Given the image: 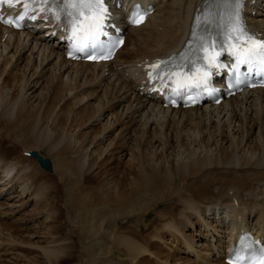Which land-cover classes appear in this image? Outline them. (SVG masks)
<instances>
[{
  "label": "rangeland",
  "instance_id": "374dc122",
  "mask_svg": "<svg viewBox=\"0 0 264 264\" xmlns=\"http://www.w3.org/2000/svg\"><path fill=\"white\" fill-rule=\"evenodd\" d=\"M133 46L131 48L129 46L128 51L121 55V60L131 56L130 51ZM26 55L27 53L24 56ZM66 69L76 74L70 66ZM98 69L99 67L94 65L82 68L83 72H80L81 76L77 81L80 87L78 86L77 90L80 91L87 86L91 90L74 95L75 98L82 96L80 100L72 98L74 90L68 94V88H66L67 90L63 89V92L60 90L61 93L56 95V90L49 93V88L43 86L40 92L42 96L40 95L38 100L41 102H36V108L40 106L38 108L40 111L37 112L40 116L31 117L32 119L25 123L21 121V126L19 125L17 132L14 133L10 130L17 121L14 116L12 120H9L6 115L3 116L2 107L5 106L7 96L11 95V89L18 88L21 84L15 83L13 88L9 86L4 89V100L0 107V162L4 161L3 158L1 159V154L7 152L5 154L10 155L9 158L12 155L13 157L19 156L20 160L26 162L27 165L29 163L27 170L34 173L27 179L25 171L23 172V177L28 180L24 179L25 183L32 188L33 192L24 207H11L3 197L0 200V229L2 230H0V242H2L0 244V264H161L156 259L163 260L165 264H178L179 262L191 264V258L184 257V254L180 255L183 253L180 248L184 246V241L175 242L178 236L177 231L187 232L184 228L188 223L185 217L187 210H183V200L191 199L202 205L212 202L211 197L214 196L217 202L220 191L223 190L229 195L233 191L229 188L231 185L246 184L245 182L241 184V180L235 177L237 173L233 171V166L232 169L231 166H225L231 156L226 148L222 149L220 154L212 145L210 147L212 158H206L209 147L203 143L202 137L209 138L208 133L210 132H206L205 125L203 128L199 127L197 120L183 130L175 128L170 138L164 139L161 144L154 139L152 133L146 134L136 142L139 147L136 144L135 148L132 147L133 161H127L119 154L125 133L134 129L135 125L129 119H119L120 124L115 126L117 128L115 133L117 131L120 133L118 136H114L116 134L113 130L107 133L109 141L114 144L109 151L102 154L103 145L108 140L104 144L100 143L98 135H104L108 130L104 125L109 116L106 109L110 101L109 108L113 106L110 112H118V106L108 95L109 80L101 79ZM98 103L105 107L104 115L99 110L101 108L97 107ZM120 108L121 106L119 111ZM36 111L37 109L34 112ZM100 114L105 118L96 119ZM117 120L115 118L112 121L117 123ZM40 121L41 125L38 126ZM33 125L36 128L35 131H38L37 134L34 132L38 137L44 129V132L48 136L50 134L53 140L58 135L60 137L61 132L65 130L66 133L73 134V138H77L81 146L88 147L94 144L90 148V158L84 164V168L78 165L80 164L79 155L71 158L75 152L64 151L60 154L77 163L80 177L69 170L61 173L59 158L55 157V151L50 153L51 140L44 145H35V147L53 158L54 171L42 168L37 160L23 154L24 150L26 151L30 145H33V138L37 137L29 131L24 133L27 129H32ZM53 126H57L58 130L53 129ZM49 128H52L50 130L53 133ZM39 129L42 130L39 131ZM69 134L66 136L68 137ZM244 148V146L240 147L238 157L240 167L238 169L249 163L250 157H261L259 152L261 149L251 147L252 151H244ZM80 151L76 155L83 153ZM258 168L255 165L249 169L252 172L249 175L251 183L262 177L264 169L259 168L258 170ZM152 173L158 174L160 180L154 186L159 192L158 196L151 191L144 192L146 176ZM141 174L145 176L142 180ZM118 191L135 195L137 191H143L142 196L144 195L145 203L138 211L123 216L112 213L115 192ZM36 193L41 196L35 205L36 195L34 194ZM69 194L77 200L78 205L85 207L88 213L84 212L82 215L79 206H70ZM197 225L200 226V224ZM40 234L42 237H38ZM32 235L34 237H31ZM178 238L179 236L176 239ZM19 241H24V244L18 245ZM129 244L142 247L143 251L138 256L134 255L135 258H133L134 256L127 251ZM43 246H50V250H56V256H49ZM204 262L206 264V260Z\"/></svg>",
  "mask_w": 264,
  "mask_h": 264
},
{
  "label": "bare ground",
  "instance_id": "6f19581e",
  "mask_svg": "<svg viewBox=\"0 0 264 264\" xmlns=\"http://www.w3.org/2000/svg\"><path fill=\"white\" fill-rule=\"evenodd\" d=\"M249 1L253 2V0ZM155 2L156 9L154 13L151 14L141 26L127 27L126 41L121 50H119L114 60L104 63L69 61L64 56L61 43L50 36H45L48 29L43 31L33 30L21 32L19 30L7 29L0 25V107L4 100V89L9 86L13 88L15 83L21 84V86H18L20 89L17 87L11 89L12 93L10 96H7L6 103L4 104L5 106L2 107V115H6L9 120H12V116L15 117L17 122L10 130V132L14 133L17 132V128L21 124V121L25 123L32 119L31 117L40 116L37 113L40 111L38 109L40 106L36 108V102H41L38 100L43 86L49 88V93L56 90V95L63 92L62 90L66 88H68V90L66 89L68 94H71V90H74L71 95L73 99L75 98L74 95L77 93H82V91L89 92L91 90L89 86L82 88L80 91L77 90L79 86L77 81L80 79V72H83L82 68L93 64L95 66H108L107 72L106 70H101V76L102 79L109 80L107 89L109 92L108 95L111 96V99L115 102L114 104H117V110L119 112H110V109L113 107L111 106L109 108L111 104L110 101L106 109V112H109V116L104 123L108 130L104 135H98L100 138L99 140H101L100 143L104 144V142L108 140V142L103 145L102 154L109 151L114 144L112 141H109L107 133L111 130L115 133L117 129L115 126L120 124L119 119H129L131 122L133 121L135 125L134 129L125 133L121 146L122 149L120 150L121 153L119 154V156L127 161H133L134 155L132 147L135 148L136 142L146 134L152 133L154 139L161 144L164 139L170 138L169 136L173 134L175 128L177 130H183L191 126L193 121L195 122L196 120V122L199 123V127L203 128V125H205L206 132H210H207L209 138L202 137L203 143L209 147L207 149L208 157L206 158H212L210 157L212 155L210 150L212 145L217 148L216 150L219 153H222L221 150L226 148L231 156L225 166H231V169L233 166V171L237 173L235 177L241 180V184L242 182L246 184L241 186L231 185L229 188L233 191L229 193V195L223 190L220 191L217 202L214 196L211 197L213 199L212 202L210 201L202 205L197 204L191 199H185L186 201L183 200V210H187V215L185 217H187L188 223L184 227L187 229V232L183 233L184 231H177L179 238L176 239L177 236L175 242L184 241V246L180 248L183 253L180 255L184 254V257L191 258V264H205L204 260H206V264H226L221 258L226 255L232 244L233 235L237 232V228L239 231L247 224H251L254 230L264 238V171L259 180H255L253 183L249 181V175L252 174L249 170L250 167L256 165L260 169H264V115L261 116L258 111L259 106L260 108L262 107L264 111V89L257 88L244 94L241 93L232 96L219 105H203L174 109L163 107L153 97H149L147 94L142 93V89L139 88L140 83L137 82L138 70L134 66H136L137 62L142 58L163 54L170 55L176 50L184 47L194 24L195 16L203 10L204 0H155ZM255 3L256 4L252 5V3L249 2L251 7L248 9L246 22L264 34V0H255ZM254 8H257L258 12L256 14L251 12ZM129 46L130 48L133 46L132 50L130 49L132 56L125 60H121L122 53L126 51ZM26 53L27 55L24 56ZM24 57L26 59H24ZM23 62L25 63L22 64ZM69 66L76 74L66 69ZM17 73L20 78L17 76ZM6 74L8 75L6 76ZM64 74H66V76ZM55 86L59 87L56 88ZM75 99L80 100L82 96ZM102 105L103 104L98 103L97 107L101 108L99 110L101 114L104 115L103 112L105 111V107ZM120 106L121 108L119 111ZM36 109L37 111L34 112ZM47 111H49V109ZM101 114L98 115L96 119L101 120L105 118ZM115 118L118 119L117 123L113 122ZM40 125L41 121L38 126ZM53 127V129L58 130L57 126ZM50 129L52 128H49V130ZM35 130L36 128H34L33 125L32 129H27L24 133L26 134L29 131L34 135L38 132ZM41 130L42 129H39V131ZM41 132H44V129ZM41 132L39 137L35 134L37 137L33 138V145H30L28 149L35 148V145H44L53 138L50 134L48 136L46 132ZM51 132L53 133V131ZM61 133L62 135L60 137L58 135L57 138L54 137V139L50 141V153L55 151V157L59 158L58 162L62 174L69 170L72 174H76L77 177H80L78 167L84 168V164H86V161L90 158V148L93 147L94 144L88 147L81 146V142L77 138H73L72 133V135H70L66 133L65 130ZM119 133L120 132L117 131L114 136H118ZM67 134L70 135V137L68 135L69 138L66 136ZM15 136L17 135L15 134ZM221 145L223 146L220 148ZM136 146L139 147V144H136ZM242 146L245 147L244 151H252L251 147L255 149L259 148L258 150L261 149L259 151L261 157H250L251 161L238 169V167H240V163L238 162L239 151ZM64 151H67V153L68 151L75 152V155L73 154L71 158L75 156L78 157L79 155V166L76 165L77 163H75L73 159L68 160L69 158L66 159L62 157L60 154ZM79 151L83 153L76 155ZM5 153L7 154V152ZM5 153L1 154V159L3 158L4 160L3 163L0 162V194H3L2 197L9 206L24 207L33 194L31 191L32 188L27 186L25 180H27L28 177L30 178L34 172L27 170L30 164L28 163L27 165L26 162L20 160L19 156L13 157L11 154L12 157L9 158L10 155H6ZM242 170H244V172H241ZM24 171L27 179L23 177ZM140 176H142L141 180L145 178L144 174ZM159 182L158 174L152 173L147 175L144 185L146 189L144 192L147 193L151 191L155 196H158L159 192H157L154 186ZM31 184H33V182ZM142 193L143 191H137L135 195L126 194L125 191L115 192L112 213L123 216L138 211L141 205L145 203ZM38 194L39 193L34 194V196L36 195L34 198L35 205L37 204L38 198L41 196V194L39 196ZM28 196L29 198H27ZM69 196L70 203H68L70 206H79L82 215L84 212L88 213L85 207L82 208V205L76 203L77 200H74L71 194H69ZM25 197L27 199L23 200ZM236 218H239V224H234L235 222H233V220ZM197 224H200V226L198 227ZM207 236L208 238L205 239ZM31 237L34 236L32 235ZM38 237H42L41 234ZM121 240L124 241V239ZM23 242L24 241H19L18 245L22 246L24 244ZM0 244H2V242H0ZM43 247L46 249L45 252L49 256H56V250H50V246ZM127 251H129L128 253L132 256H138L143 250L142 247L129 244ZM201 253L203 254L201 255ZM186 254H190V256H186ZM135 256L133 258H135ZM202 257L205 259L203 260ZM156 261L165 264L161 259H156ZM178 264L181 263L179 262Z\"/></svg>",
  "mask_w": 264,
  "mask_h": 264
},
{
  "label": "snow or ice",
  "instance_id": "6c2138e0",
  "mask_svg": "<svg viewBox=\"0 0 264 264\" xmlns=\"http://www.w3.org/2000/svg\"><path fill=\"white\" fill-rule=\"evenodd\" d=\"M18 2L19 0H0V3H6L9 7ZM242 2L243 0H232L235 11L229 18L223 42L218 43L211 34L200 36L195 45V59L184 54L181 57L184 63L172 67H169V61L158 60L148 66L149 78L170 80L177 95L185 88L204 86L207 89L213 74L212 69L224 67L219 61L224 52L235 57L237 67L241 64L258 65L264 70V38H257L255 34H249L245 30L240 17ZM36 7L41 12L47 7L57 21L61 19V11L65 12L68 27V35L65 38L70 41V56L88 53V59L107 60L111 58L115 47L123 44L119 39H103L108 36V32L104 30L109 18L106 0H23V11L17 17H9L3 22L19 27L25 18L36 20L37 16L29 11L30 8ZM143 19V15H137L132 22L139 24ZM89 49L98 54L92 55ZM233 264H264V254L252 260L238 254L234 257Z\"/></svg>",
  "mask_w": 264,
  "mask_h": 264
},
{
  "label": "water",
  "instance_id": "95a60500",
  "mask_svg": "<svg viewBox=\"0 0 264 264\" xmlns=\"http://www.w3.org/2000/svg\"><path fill=\"white\" fill-rule=\"evenodd\" d=\"M43 163H44V164H47V165L50 164V162L48 161V159H44V160H43Z\"/></svg>",
  "mask_w": 264,
  "mask_h": 264
}]
</instances>
